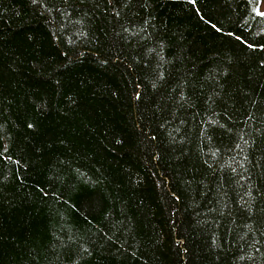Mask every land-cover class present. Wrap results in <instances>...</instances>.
<instances>
[{
    "label": "trees",
    "instance_id": "1",
    "mask_svg": "<svg viewBox=\"0 0 264 264\" xmlns=\"http://www.w3.org/2000/svg\"><path fill=\"white\" fill-rule=\"evenodd\" d=\"M264 0H0V264H264Z\"/></svg>",
    "mask_w": 264,
    "mask_h": 264
},
{
    "label": "rangeland",
    "instance_id": "2",
    "mask_svg": "<svg viewBox=\"0 0 264 264\" xmlns=\"http://www.w3.org/2000/svg\"><path fill=\"white\" fill-rule=\"evenodd\" d=\"M260 8H264V1L261 3Z\"/></svg>",
    "mask_w": 264,
    "mask_h": 264
},
{
    "label": "snow or ice",
    "instance_id": "3",
    "mask_svg": "<svg viewBox=\"0 0 264 264\" xmlns=\"http://www.w3.org/2000/svg\"><path fill=\"white\" fill-rule=\"evenodd\" d=\"M257 15H264V13L257 12Z\"/></svg>",
    "mask_w": 264,
    "mask_h": 264
}]
</instances>
